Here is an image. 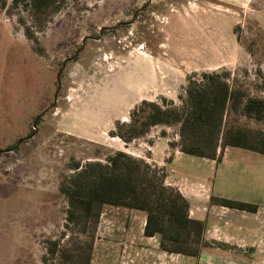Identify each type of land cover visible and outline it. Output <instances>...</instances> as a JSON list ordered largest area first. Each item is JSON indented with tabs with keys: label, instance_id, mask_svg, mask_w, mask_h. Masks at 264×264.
Listing matches in <instances>:
<instances>
[{
	"label": "rangeland",
	"instance_id": "1",
	"mask_svg": "<svg viewBox=\"0 0 264 264\" xmlns=\"http://www.w3.org/2000/svg\"><path fill=\"white\" fill-rule=\"evenodd\" d=\"M221 69L264 97V0H63L40 12L0 0V264H41L45 241L64 229L58 185L74 162L122 150L156 164L146 159L151 144L178 139L175 126L159 125L128 143L111 136L136 103L165 97L178 104L189 75ZM172 167L206 181L210 202L226 197L264 212L258 152L226 147L220 161L182 155ZM144 219V212L105 206L89 264L248 260L235 245L217 254L209 244L198 256L164 252L156 236L143 235Z\"/></svg>",
	"mask_w": 264,
	"mask_h": 264
},
{
	"label": "trees",
	"instance_id": "2",
	"mask_svg": "<svg viewBox=\"0 0 264 264\" xmlns=\"http://www.w3.org/2000/svg\"><path fill=\"white\" fill-rule=\"evenodd\" d=\"M62 1L12 0V4L40 12ZM178 98V104L165 97L141 99L131 108L128 121H116L109 134L128 143L153 126H175L178 139L169 146L184 154L220 161L224 148L239 147L264 155V129L229 119L233 114L264 123V97L248 94L229 70L189 75ZM70 167L72 171L58 185L66 201L64 229L45 241L41 264H89L105 206L144 212L142 233L156 236L164 252L198 256L209 244H217L204 237V222L189 216L183 194L165 183L164 167L122 150L106 155L104 161H76ZM210 200L228 208L257 210L256 204L245 201L215 196Z\"/></svg>",
	"mask_w": 264,
	"mask_h": 264
},
{
	"label": "crops",
	"instance_id": "3",
	"mask_svg": "<svg viewBox=\"0 0 264 264\" xmlns=\"http://www.w3.org/2000/svg\"><path fill=\"white\" fill-rule=\"evenodd\" d=\"M151 145V148H148L146 159L167 167V169L165 168V183L177 187L188 200L189 216L202 220L205 224L204 237L217 243L209 249V252L218 254L214 250L235 245L242 249L243 256H248L247 262H244L245 264H264V212L261 211V207L257 206L256 211L250 212L211 203L208 197L210 189L206 181L178 174L175 168L172 167L182 155L188 154L182 153L178 147H173L174 149L170 151L167 142L159 146L158 142L155 141V144ZM171 152L173 153L172 159L168 163L165 158ZM203 159L210 162L215 161L207 158ZM255 253L258 256L255 257L257 263L252 262Z\"/></svg>",
	"mask_w": 264,
	"mask_h": 264
}]
</instances>
